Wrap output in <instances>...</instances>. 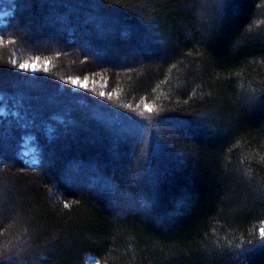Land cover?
<instances>
[{
  "label": "trees",
  "instance_id": "obj_1",
  "mask_svg": "<svg viewBox=\"0 0 264 264\" xmlns=\"http://www.w3.org/2000/svg\"><path fill=\"white\" fill-rule=\"evenodd\" d=\"M261 230L264 0H0V258L264 264Z\"/></svg>",
  "mask_w": 264,
  "mask_h": 264
},
{
  "label": "rangeland",
  "instance_id": "obj_2",
  "mask_svg": "<svg viewBox=\"0 0 264 264\" xmlns=\"http://www.w3.org/2000/svg\"><path fill=\"white\" fill-rule=\"evenodd\" d=\"M27 153H25L26 155ZM85 178V177H84ZM87 180H81V181H75V183L78 186H82L85 185L86 187L95 189V191L97 193H102V194H106V190L104 191V188L108 190V188L106 187V185L102 184V181H99V179H90V178H86ZM105 182V181H104ZM84 186V187H85ZM100 188V189H98ZM113 196L110 195L108 198L111 199L109 201V203L113 206L116 207H120L121 209L123 208H136V209H143L144 207V203L140 202L139 200H134L133 198L130 200H123L124 195L120 196L121 194H118L116 192H113ZM112 196V197H111ZM114 197V198H113ZM122 209V210H123ZM86 264H99L96 260H94L93 258H88V260L86 261Z\"/></svg>",
  "mask_w": 264,
  "mask_h": 264
},
{
  "label": "snow or ice",
  "instance_id": "obj_3",
  "mask_svg": "<svg viewBox=\"0 0 264 264\" xmlns=\"http://www.w3.org/2000/svg\"><path fill=\"white\" fill-rule=\"evenodd\" d=\"M20 67H21V69H24V68L29 67V65L21 64ZM77 83H78L77 80H72V84L73 85H76ZM80 87L83 88V87H85V85L84 84H80ZM101 95H103V93H101ZM145 110L148 111V112H151L152 108L150 106H148V105H145ZM65 206H67V205H65ZM261 236L264 237V230H261ZM0 262H3V264H7V261H5L3 258H0Z\"/></svg>",
  "mask_w": 264,
  "mask_h": 264
}]
</instances>
